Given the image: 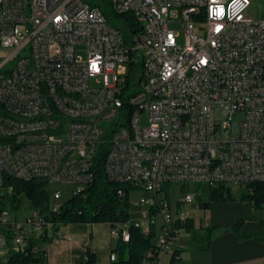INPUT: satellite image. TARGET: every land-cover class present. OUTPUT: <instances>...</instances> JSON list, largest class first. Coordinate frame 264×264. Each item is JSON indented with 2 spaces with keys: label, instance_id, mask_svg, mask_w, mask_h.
<instances>
[{
  "label": "built area",
  "instance_id": "built-area-1",
  "mask_svg": "<svg viewBox=\"0 0 264 264\" xmlns=\"http://www.w3.org/2000/svg\"><path fill=\"white\" fill-rule=\"evenodd\" d=\"M102 1L0 0V261L30 241L49 251L70 239L39 210L13 217L6 180L47 182L57 212L63 188L76 195L93 182L103 145L106 176L130 187V219L109 236L154 231L159 264L184 248L173 228L198 195L264 182V18L250 14L258 0ZM109 14L135 26L110 24ZM211 156L224 157L215 173ZM167 184L186 191L172 202Z\"/></svg>",
  "mask_w": 264,
  "mask_h": 264
},
{
  "label": "trees",
  "instance_id": "trees-1",
  "mask_svg": "<svg viewBox=\"0 0 264 264\" xmlns=\"http://www.w3.org/2000/svg\"><path fill=\"white\" fill-rule=\"evenodd\" d=\"M118 16V15H117ZM131 29L135 26L132 19L126 15L118 16ZM108 146L103 145L96 157L94 164L93 182L76 195H70L62 201L57 212L50 210L51 190L47 182L41 180L25 181L9 178L7 185L14 188L12 198L9 200L12 209H19L23 201L27 199L30 207L39 210L46 216V220L52 222L58 229L62 226L73 224H108L110 226L123 225L130 219V187L108 179L104 169ZM170 184L165 185L164 191L167 199H170ZM184 193L186 187L181 186ZM123 189L125 195H119ZM205 192L206 190H200ZM205 196L198 195L197 205L199 209L208 210L214 202L234 201L232 189L220 186L206 191ZM205 198H207L205 200ZM242 199L246 200L255 209L264 208V182L255 181L245 187ZM5 205V203H3ZM238 221L234 225H241ZM174 231H181L190 236V244L200 251H208L215 228L201 227L196 229L194 220L188 218L185 222L174 225ZM176 235V233H175ZM46 241H30L22 248H10L7 252L6 264H46L47 251L44 249ZM184 249H174L170 264H176ZM111 256L114 260L111 264H159L161 251L155 241L154 231L145 235L140 229L129 227V240L124 242L122 238L115 241ZM77 264H98L95 252L89 247L86 249L85 259Z\"/></svg>",
  "mask_w": 264,
  "mask_h": 264
},
{
  "label": "crops",
  "instance_id": "crops-1",
  "mask_svg": "<svg viewBox=\"0 0 264 264\" xmlns=\"http://www.w3.org/2000/svg\"><path fill=\"white\" fill-rule=\"evenodd\" d=\"M242 190L239 196H236L232 190L234 201L214 202L208 210L199 209L198 205L184 207L188 217L194 220L196 229L207 227L199 216L200 212H208L213 208L225 211L231 217L230 224H232L230 227L219 224L208 226L215 228L210 249L185 251L184 247L176 264H264V220L261 221L262 223H253L254 226L248 228L246 221L243 218L239 219L238 211H234L238 202L246 203L255 211L264 208L255 209L249 202L243 200L245 189ZM238 221H242V224L235 230L234 225ZM99 225L105 227L98 228ZM61 229L70 235V239L50 247L47 251L46 264H77L85 259L88 247L96 253L98 264H111L109 255L113 252L115 241L109 236L108 224H71L62 226ZM187 236L190 238L189 235ZM171 256V254L163 255L165 264H170Z\"/></svg>",
  "mask_w": 264,
  "mask_h": 264
},
{
  "label": "rangeland",
  "instance_id": "rangeland-1",
  "mask_svg": "<svg viewBox=\"0 0 264 264\" xmlns=\"http://www.w3.org/2000/svg\"><path fill=\"white\" fill-rule=\"evenodd\" d=\"M94 1H96L98 4L106 6V2L102 0H94ZM250 14L258 18H264V0H258L254 4V7L250 10ZM108 18H109L110 24H116V25L123 24V21L119 18H116V15L109 14ZM183 41H184V36H181L179 38V42L182 43ZM79 51L83 56L86 55L85 47H79ZM7 54H8V50L0 47V62L6 57ZM217 117L218 118L220 117L222 120H225L224 116L217 115ZM240 119H241V116L235 117L233 122L236 124L239 122ZM140 123L143 128L148 127V118H147L146 113H143L141 115ZM181 188L182 187L178 185L171 186L169 196L172 202H175L182 197L183 192ZM189 189H193V187L188 188V190ZM62 190L65 194L63 198L64 200L70 196V191H69L70 188H63ZM242 191L243 190L241 188L233 189V192L235 193L236 196H239ZM140 194H141L140 192L134 191L132 196L135 199V198H138ZM206 197L208 198L207 195ZM207 198H205V200ZM63 200H61V202ZM216 207H220V206H216ZM234 211H238L239 219L243 218L246 221L248 228H252L254 226L253 223H256V222L262 223L261 221L264 220V209L261 211L252 210L250 206L244 202L243 203L238 202L237 206H235L234 208ZM11 214L13 217H17L19 221L23 220L26 216L31 215L32 209L30 207L29 201L25 199L23 201L22 206L19 209H11ZM132 216L135 219L140 218V212L134 206H132ZM199 216L202 217L203 222L205 225H207V227L210 225L214 226L216 224H219L221 226L230 227L232 224V223L230 224L231 217L227 215L225 211H222L219 208H213V210L208 211V212H200ZM101 227H105V226H102V225L98 226V228H101ZM189 241H190V238L186 234H183L180 236L178 244L183 245L186 248L185 251H198L196 247L192 246L191 244L188 245ZM0 264H6V259L2 258V260L0 261Z\"/></svg>",
  "mask_w": 264,
  "mask_h": 264
},
{
  "label": "bare ground",
  "instance_id": "bare-ground-1",
  "mask_svg": "<svg viewBox=\"0 0 264 264\" xmlns=\"http://www.w3.org/2000/svg\"><path fill=\"white\" fill-rule=\"evenodd\" d=\"M118 16H122V15H118ZM131 60H138V51H131ZM224 103H232V96H224ZM218 165H224V157H218V156L209 157L208 173L217 172ZM179 177H181V168H173L172 179H179Z\"/></svg>",
  "mask_w": 264,
  "mask_h": 264
}]
</instances>
